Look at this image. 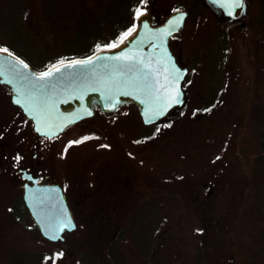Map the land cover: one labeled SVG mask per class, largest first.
Listing matches in <instances>:
<instances>
[{"label":"rangeland","instance_id":"rangeland-1","mask_svg":"<svg viewBox=\"0 0 264 264\" xmlns=\"http://www.w3.org/2000/svg\"><path fill=\"white\" fill-rule=\"evenodd\" d=\"M26 1L33 9L31 14L34 13L31 24L38 30L42 17L38 7L34 8L36 0ZM111 1L67 0L69 14L64 19L55 17L53 26L57 30L63 22L64 30H69L73 25L70 22L68 27L70 18L75 20L76 11L82 9L91 23L96 18L102 21L104 31L112 26L108 16L121 17V30L132 26L137 11L122 4L121 9H115ZM180 3L189 16L183 31L171 40V47L181 64L191 66L186 85L190 99L184 114L166 132L168 135L145 151L152 153L154 163L160 156L193 173L191 179L186 176L180 185L182 191L194 197L197 207L202 208L199 236L203 239L204 253L210 263L236 264L230 225L248 184V166L240 157L238 146L246 130L249 106L255 100L252 42L255 34L252 28L223 27L197 0H158L157 9L164 15ZM151 4L147 0L136 9L151 10ZM47 38L50 51L58 52L61 35H47ZM41 46L45 47L43 43ZM207 99H211V105L205 104ZM141 121L135 105L110 118L97 110L90 122L102 131L104 138L72 143L79 131L72 128L54 139L40 140L39 172L65 184L74 202L78 228L68 235L66 245L67 252L69 246L74 251V264H113L108 246L121 226V184H126L127 193L135 187L136 195L146 196L147 190L142 191V185L134 178L139 174L138 160L129 152L130 148L134 149L130 136ZM36 137L32 123L11 102L9 91L0 84V163L15 161L17 156L21 158L19 162L26 161L37 148ZM11 193L14 198L22 196V189L11 179L0 181V211ZM117 200L120 204L116 205ZM24 225L32 226L27 218ZM0 227V254L10 251L13 254L9 260L0 259V264H71L70 260H64L59 245L38 240L32 231L20 225L3 223ZM43 254L45 261L41 258Z\"/></svg>","mask_w":264,"mask_h":264},{"label":"trees","instance_id":"trees-1","mask_svg":"<svg viewBox=\"0 0 264 264\" xmlns=\"http://www.w3.org/2000/svg\"><path fill=\"white\" fill-rule=\"evenodd\" d=\"M146 1L125 0L121 3V0H112L111 4L115 9H121L122 4L137 11L136 8ZM197 1L201 3V0ZM33 2L42 17L38 30L31 24L34 13L31 14L33 9L26 0H0V48L16 53L37 70L66 59L87 56L112 43L118 44L120 36L136 25L134 18L132 26L121 30V17L108 16L112 26L104 31L102 21L96 18L91 23L82 9L78 13L76 11L75 20L70 18L68 27L70 22L73 25L69 30H64L63 22L56 30L53 26L55 17L64 19L69 14L67 0ZM248 2L246 27L252 28L255 34L252 41L255 47V100L249 106L246 130L238 146L240 157L248 166V184L230 226L236 264H264V0ZM180 7L184 8L180 3L173 9ZM203 9L214 18L209 9L204 6ZM47 35H61L58 52L50 51ZM104 40L108 41L102 43ZM211 103V99L205 101L206 105ZM128 106L114 113H104V116L113 117L120 110H127ZM176 122L147 126L141 121L137 130L132 131L130 141L134 143V149L130 148L129 152L138 160L136 171L139 173L134 178L142 185V191L146 189L147 192L146 196L136 195L134 187L127 193L124 189L126 184H121V226L114 232L108 246L113 264H213L204 253L203 239L199 236L202 208L197 207L194 197L181 190V182L186 176L191 179L193 173L160 156L154 163L152 153L145 151L149 145L153 146L168 135L166 132L171 131ZM73 128L79 129L76 141L84 137L104 138L102 131L90 119L80 121ZM115 204L120 203L117 200ZM223 220L228 223L226 218ZM62 252L64 257H71L70 252ZM55 254L60 256L62 253ZM0 259L6 261L10 258L1 255Z\"/></svg>","mask_w":264,"mask_h":264},{"label":"water","instance_id":"water-1","mask_svg":"<svg viewBox=\"0 0 264 264\" xmlns=\"http://www.w3.org/2000/svg\"><path fill=\"white\" fill-rule=\"evenodd\" d=\"M151 2V10L137 16L132 35L116 48H100L43 70L35 69L10 50L12 55L0 52V84L31 121L38 138L59 136L80 121L94 117L97 109L110 114L133 104L147 126L165 125L182 116L190 99V91L185 87L189 69L179 64L170 41L185 28L189 12L177 8L161 15L158 0ZM201 2L219 23L246 27L248 0H243L242 7L235 6L234 0ZM125 56L130 59L116 58ZM89 57L94 63L72 64ZM17 58L28 68H23ZM46 71L51 73L47 82H36L33 74ZM16 99L21 104H16ZM24 177L27 181L23 198L32 220L46 238L58 235L64 240L63 233L76 229L77 224L62 186L39 184L33 172ZM69 221L70 226L60 231L61 225Z\"/></svg>","mask_w":264,"mask_h":264},{"label":"flooded vegetation","instance_id":"flooded-vegetation-1","mask_svg":"<svg viewBox=\"0 0 264 264\" xmlns=\"http://www.w3.org/2000/svg\"><path fill=\"white\" fill-rule=\"evenodd\" d=\"M235 26H239V25H235ZM223 27L227 28L228 26L223 25ZM173 52L175 53L174 50H173ZM175 55H176V58H177L179 64L183 67H188V69H189V73L186 77V81H187L190 74H191V66L181 64L176 53H175ZM41 138H44V137H41ZM41 138L39 139V144H37L38 143V138H37V143H36L37 148H34L33 153L29 157H27L26 161L19 162L18 160L21 158L19 156H17L15 161L14 160H11V161L5 160V161H2V163H0V181H3V180L7 181L8 179H11V181L15 182V185L18 188L22 189V196L16 197V198H19L18 202H16L17 201L16 198L13 197V195H12L13 193H11L9 195L10 199L6 202L7 205H5V207H3V209H2V211H0V224L6 223V225H7V223H8V224L16 225V226L20 225L21 228L23 227L25 230L28 229L27 231H32L33 235L36 236L38 238V240L50 242V243L55 244V245H59L60 249L62 251H64L65 254L70 252L71 257L65 256L64 260H70V263L72 264L73 263L72 256L74 254V251L72 250V247L69 246V249L67 252L66 245H68V243H69L68 235H70V234L72 235V233L75 232L76 229L78 228L75 209H74V205H73L74 202L71 200V196L69 195V192L65 187V184H63L61 182L54 181L53 179H49L46 177V175L41 174L39 172V169H38L39 162H37V158H38V154H39L38 150L40 148ZM25 169H27V171ZM30 172H33V176L38 177L37 183H39V184L58 183L62 186L64 193L66 194V196L68 198L69 205L71 207V210L73 212V215H74V218H75V221L77 224L76 229H74L72 231L67 230L63 233V235L65 237L64 240H61V239L50 240V239L46 238L45 236L42 235V233L40 232V230L38 229V227L36 226V224L32 220V218L28 212L25 200L23 198L25 183L27 181L24 176H27ZM30 184H33V183L30 182ZM6 193H8V192H6ZM26 218L28 220H30V222L32 224V226H29L28 228L25 226L26 224L24 225ZM0 229H1V227H0ZM2 255L11 258L13 254L10 251V252H6L5 254L2 253ZM45 257H46L45 254H43L41 256L42 259H44ZM69 258H71V259H69ZM44 261H45V259H44Z\"/></svg>","mask_w":264,"mask_h":264},{"label":"snow or ice","instance_id":"snow-or-ice-1","mask_svg":"<svg viewBox=\"0 0 264 264\" xmlns=\"http://www.w3.org/2000/svg\"><path fill=\"white\" fill-rule=\"evenodd\" d=\"M234 2H235V6H238V7H242L243 6V0H234ZM137 15H140L139 10H137ZM181 19H182V17H181ZM134 31H135V28H132V29H129L127 32L123 33L120 36V38H119L120 42L123 43L124 40L127 37L131 36ZM118 46H119L118 44L112 43V44L107 45L106 47L116 48ZM0 52L7 53L8 55H12V53H10L7 48H0ZM116 58L117 59H130V57H126V56L125 57H116ZM17 60H18V58H17ZM18 63L20 65H22L23 68H25V69L28 68V65L25 64L22 60H18ZM61 63H63V61H61ZM92 63H94V61L92 60L91 57H89L87 60H76V61L72 62L73 65H75V64H85L86 65V64H92ZM140 63H142V61H140ZM2 74L3 73L0 72V75H2ZM33 75H34V79H35L36 82H40V81L47 82V78L50 77L51 73L46 71V72H41L39 74H33ZM146 78L147 77L145 75L144 79H146ZM177 78L179 79V77H177ZM15 103L16 104H21V100L20 99H16ZM89 115H91V113H89ZM37 131H39V129H37ZM87 139H89V137H84L83 138V140H87ZM83 140H81V141H73L72 143H81V142H83ZM69 226H70V221L68 223L62 224L59 230L62 231L64 228L69 227ZM50 239L57 240V239H59V236L58 235H52L50 237Z\"/></svg>","mask_w":264,"mask_h":264}]
</instances>
